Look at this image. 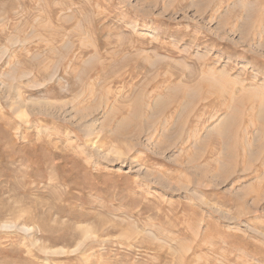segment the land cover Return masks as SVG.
Wrapping results in <instances>:
<instances>
[{
  "label": "rangeland",
  "instance_id": "374dc122",
  "mask_svg": "<svg viewBox=\"0 0 264 264\" xmlns=\"http://www.w3.org/2000/svg\"><path fill=\"white\" fill-rule=\"evenodd\" d=\"M0 264H264V0H0Z\"/></svg>",
  "mask_w": 264,
  "mask_h": 264
},
{
  "label": "bare ground",
  "instance_id": "6f19581e",
  "mask_svg": "<svg viewBox=\"0 0 264 264\" xmlns=\"http://www.w3.org/2000/svg\"><path fill=\"white\" fill-rule=\"evenodd\" d=\"M25 116V115H24ZM122 154V153H121Z\"/></svg>",
  "mask_w": 264,
  "mask_h": 264
}]
</instances>
